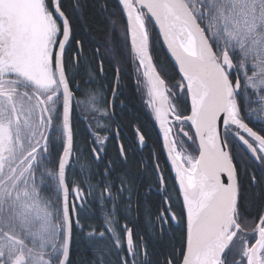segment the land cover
Instances as JSON below:
<instances>
[{"label":"snow or ice","instance_id":"1","mask_svg":"<svg viewBox=\"0 0 264 264\" xmlns=\"http://www.w3.org/2000/svg\"><path fill=\"white\" fill-rule=\"evenodd\" d=\"M118 3L128 63L145 85L176 182L174 198L154 165L164 201L153 227L163 235L183 226L163 264H264V205L250 211L242 183L247 175L264 185V0ZM71 17L63 0H0V264H85L74 260L81 242L93 254L87 264H151L143 237L120 223L133 211L135 185L127 174L113 179L101 131L115 113L103 93L76 80L84 57ZM150 25L177 67L174 84L154 62ZM108 52L115 100L121 61ZM87 75L85 85L94 84ZM74 116L93 138L90 161L76 144ZM93 205L102 230L86 223Z\"/></svg>","mask_w":264,"mask_h":264},{"label":"trees","instance_id":"2","mask_svg":"<svg viewBox=\"0 0 264 264\" xmlns=\"http://www.w3.org/2000/svg\"><path fill=\"white\" fill-rule=\"evenodd\" d=\"M63 3L69 12L72 13L74 39L80 41L83 46L84 59L80 63L79 75L76 77L80 85L85 84L86 79L89 78L87 74H91L92 78L100 85V89L98 86L95 89L101 91L108 98L106 90L112 91L116 75V61L110 57L108 49L111 47L120 58L119 97L115 101L114 108L119 126L131 138L126 140L124 131H121V139L125 145L127 161L120 159L117 141L113 137L115 125L112 119L104 122L111 130L107 131V133L101 131L102 135L106 134L109 136L104 151L107 160L115 161L113 179L115 180L116 177L127 174L135 185V191L132 196L133 211L127 214V218L122 214L120 223H127L128 227L133 229L134 240L137 235L143 237L151 264H163L165 257L172 253L174 246L179 249L180 240L183 236V226L181 228L173 227L170 232H165L163 235L159 234L153 227V218L162 209L164 201V197L153 190L158 188L154 170L155 163L159 164L160 170L165 175L169 188L168 195L175 198L177 194L170 167L163 153L162 142L156 129L154 116L145 102V85L140 84L138 86L136 74L128 63V45L123 37V30L126 24L125 18L120 10L118 0H63ZM74 4H78L79 7H73ZM112 21H116L119 27H114ZM150 30L153 41L152 53L154 62L157 64L158 70L161 67L164 69V71H161L164 79L169 84H174L180 80V75L168 58L155 26L150 25ZM97 48L100 49L99 53L96 52ZM101 60H103L102 77L97 70ZM179 105L187 114L188 105L183 101H180ZM119 106L123 107L119 108ZM94 124L91 121V125ZM136 129H139L145 135V140L148 143L142 153H135L133 149V153H131L130 147H127L130 144H134L133 138L136 136ZM75 130L81 155L86 143L82 140L83 138L85 139V136L88 138V161H90L89 148L92 145L93 138L89 133L87 134L83 126H80V128L75 127ZM251 171H255V169H251ZM257 178L259 179V177ZM242 183L245 185L244 191L248 197L249 210L252 212L258 211L259 207L264 205V185L260 187L252 185L247 175L242 176ZM137 205H139L138 211L135 210ZM174 210L179 212L178 207H174ZM86 223L97 230L103 229L102 213L97 206L93 205L91 219L87 220ZM74 260L84 261L85 264L93 260L92 252L83 242L74 246Z\"/></svg>","mask_w":264,"mask_h":264},{"label":"flooded vegetation","instance_id":"3","mask_svg":"<svg viewBox=\"0 0 264 264\" xmlns=\"http://www.w3.org/2000/svg\"><path fill=\"white\" fill-rule=\"evenodd\" d=\"M125 23H126V21H125ZM101 75V74H100ZM103 75V74H102ZM102 75H101V77H102ZM86 80H88V79H86ZM97 81L95 80V83L94 84H87V85H85V84H81L80 86H81V88H84V87H89V88H93V89H95V87H97ZM101 92V91H100ZM112 92V91H111ZM111 92L110 91H108V90H106V95H108V101H109V106L110 107H112L113 108V110H114V107H115V101H116V99L119 97V85L117 86V88H116V92H117V98L115 99V100H112V98H111ZM102 93V92H101ZM111 103H112V106H111ZM123 106H119V108H122ZM74 120L76 121V128H80V126H83L84 127V124H85V122H83V121H80L77 117H75L74 116ZM114 125H115V127H114V138H115V140L117 141V145L118 144H120V143H123V141H122V139H121V131H124L123 130V128L122 127H120L119 126V124H118V122L117 121H114ZM250 126H252V127H254V130H259V126L258 125H252V124H250ZM76 131V130H75ZM104 132H106L107 133V131H104ZM77 133V132H76ZM136 133V136L133 138V141H134V144H130V146H127V147H130L129 148V150H130V152L132 151V149L135 151V153H142L143 151H144V149L147 147V144H146V146L145 147H143V148H140V146L137 144V132H135ZM87 134H88V132H87ZM159 134V133H158ZM103 135H106V134H103ZM124 137H125V139L126 140H130L131 138H129L128 137V135L125 133V131H124ZM108 136V135H107ZM87 137H88V135H87ZM160 137V136H159ZM108 138H109V136H108ZM111 138H112V136H111ZM76 140L78 141V139H77V136H76ZM87 140V141H86ZM124 140V139H123ZM82 141H84V147H83V149H82V156L83 157H85L86 158V160H88V144H89V141H88V138H86V136H85V139L83 138V140ZM124 145V144H123ZM124 147H125V145H124ZM131 153H133V151L131 152ZM130 153V154H131ZM164 153V152H163ZM165 156V155H164ZM166 158V157H165ZM83 162V161H82ZM156 164V163H155ZM154 164V165H155ZM171 170V169H170ZM171 173H172V171H171ZM77 175H79V173H77ZM172 176H173V174H172ZM173 180H174V176H173ZM174 182H175V180H174ZM175 189H176V182H175ZM154 191H155V193H158V194H161L158 190H157V188H155V189H153ZM171 230V229H170ZM168 232H170V231H168ZM145 244V243H144ZM146 245V244H145Z\"/></svg>","mask_w":264,"mask_h":264},{"label":"water","instance_id":"4","mask_svg":"<svg viewBox=\"0 0 264 264\" xmlns=\"http://www.w3.org/2000/svg\"><path fill=\"white\" fill-rule=\"evenodd\" d=\"M156 30H157V29H156ZM157 33H158V31H157ZM158 35H159V34H158ZM159 38H160V37H159ZM160 41H161V39H160ZM161 44H162V46H163V48H164V50H165V52H166L168 58L170 59L171 63L173 64V66H174V67L176 68V70H177V67H176V65H175V63H174V61H173V59L171 58L169 52L167 51V49H166V47H165V45L163 44L162 41H161ZM156 127H157V130H158V133H159V136H160V139H161L162 145H163V141H162V133H161L160 130H159V126H158V123H157V122H156ZM162 148H163V146H162ZM163 152H164V155H165V157H166L167 163H168V165H169V167H170V169H171V171H172V174H173V176H174V171H173L172 168H171V163H170V161L167 159V156H166V150H164V148H163Z\"/></svg>","mask_w":264,"mask_h":264},{"label":"bare ground","instance_id":"5","mask_svg":"<svg viewBox=\"0 0 264 264\" xmlns=\"http://www.w3.org/2000/svg\"><path fill=\"white\" fill-rule=\"evenodd\" d=\"M119 83H120V80H119ZM119 85V84H118ZM98 86V88H99V84L97 85ZM100 89V88H99ZM111 106H112V103H111ZM114 113H115V115L111 118L112 119V121H117V116H116V111H115V108H114ZM110 120V119H109ZM91 121H92V123L94 124V120H90V121H88V123L89 124H91ZM105 121H107V120H105ZM104 121V122H105ZM84 128L86 129V131L89 133V131H88V129L85 127V124H84ZM145 143L148 145V143H147V141L145 140ZM76 144L78 145V141L76 140ZM167 161V160H166Z\"/></svg>","mask_w":264,"mask_h":264}]
</instances>
